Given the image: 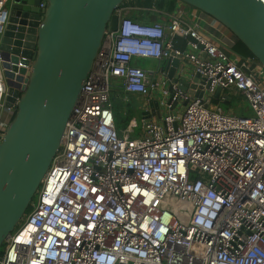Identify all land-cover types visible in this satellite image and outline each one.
<instances>
[{
	"label": "built area",
	"instance_id": "2783aa9c",
	"mask_svg": "<svg viewBox=\"0 0 264 264\" xmlns=\"http://www.w3.org/2000/svg\"><path fill=\"white\" fill-rule=\"evenodd\" d=\"M9 3L0 0V39ZM171 16L121 17L105 33L37 200L4 242L0 264H264V70L229 56L181 8ZM176 34L188 50L174 48ZM136 58L187 61L205 79L203 97L163 73L151 79ZM116 80L126 94L158 91L167 98L161 107L177 103V115L143 119L138 138L120 135ZM218 88L240 94L252 116L210 107ZM5 97L0 67V138L13 116Z\"/></svg>",
	"mask_w": 264,
	"mask_h": 264
},
{
	"label": "water",
	"instance_id": "95a60500",
	"mask_svg": "<svg viewBox=\"0 0 264 264\" xmlns=\"http://www.w3.org/2000/svg\"><path fill=\"white\" fill-rule=\"evenodd\" d=\"M125 1L10 0L8 24L0 39L4 106L13 113L0 138V248L40 190L104 35L116 31ZM176 1L227 29L264 70V5L258 0ZM182 38L175 35V49L180 48ZM161 63L170 85L178 84L189 95L203 97L204 78L185 72L182 76L187 80L180 79L178 58ZM222 92L216 89L214 98L219 99ZM176 104L168 110L173 116L177 115ZM147 107L141 118L160 117L157 98L150 99Z\"/></svg>",
	"mask_w": 264,
	"mask_h": 264
},
{
	"label": "crops",
	"instance_id": "0c3cea01",
	"mask_svg": "<svg viewBox=\"0 0 264 264\" xmlns=\"http://www.w3.org/2000/svg\"><path fill=\"white\" fill-rule=\"evenodd\" d=\"M176 8L182 9V11H183L182 19L185 22H187L190 25L198 24L202 34H204L211 41H213L214 39L217 40L219 42V44H221L222 46L215 43L214 41H213V43H215L219 48L223 49L229 56H235V54L233 53L234 52L233 46L235 45L237 40L231 35V33L227 29H225L223 26L218 24L216 21H214L212 18L205 15L204 13H202L196 9H193V8H191L185 4L176 2ZM134 13L135 12H133V10L131 8H121L120 9V14L122 17L131 18L134 15ZM172 13L164 14L165 17L169 18L168 22L171 21V18H172L171 14ZM155 21L165 22V23L167 22L162 16H158L155 20H152V21L150 20V22H155ZM179 47L182 48L183 50H188L187 39L182 38V41L180 42ZM231 50L233 52H231ZM139 60L140 59H138V58L134 59L132 64L136 67L142 68L143 70H145L149 74H151V79H153V80H159L160 78H162V75H163L162 69H161L162 63L160 60L154 61V62H157L155 67H148V68L141 67L140 64L138 63ZM183 64H186V67H190V64L187 63V61H183ZM191 72H192L191 74H195L193 70H191ZM164 77H165V75H164ZM113 88H114V91L112 93V96H114L115 98H118V100H122L121 98H123L124 102H129V100H126V99L130 98L129 94H126L124 92L120 81H118V80L114 81ZM153 93H155V92L152 91L149 97H139L137 95H132V96H136L135 98H137V100L141 104L140 109L143 111V110L148 109L147 103L150 99L154 98ZM231 95L239 96V97L241 96L240 94L235 93L233 91H223L221 96L217 100L227 104L230 101ZM212 98L215 99L214 95L211 97V99ZM151 118H152V120H158L159 117L157 119L155 117H151ZM142 120H143V118H141V122H142ZM141 126H142V124H141ZM118 132H120V131H118ZM122 134H125V133H122ZM120 135H121V133H120Z\"/></svg>",
	"mask_w": 264,
	"mask_h": 264
},
{
	"label": "rangeland",
	"instance_id": "374dc122",
	"mask_svg": "<svg viewBox=\"0 0 264 264\" xmlns=\"http://www.w3.org/2000/svg\"><path fill=\"white\" fill-rule=\"evenodd\" d=\"M137 15L138 17H140L139 14ZM148 16L152 17L149 14ZM154 61L156 60L140 59L138 63L140 64L141 67L148 68V67L156 66L157 62H154ZM181 67H182V70L178 72L179 77L180 79L187 80V78L185 76H182V74H184L185 72L187 75L191 74L192 73L191 70H193V68L191 66L186 67V64H183V62H182ZM154 92L155 93H153V97L157 98L159 101L167 99L166 97L162 96L158 91H154ZM129 97L131 99L130 98L126 99V100H129V102H124L123 98H121L122 100H118V98H115L114 96H112L113 115L115 118L116 127L118 131H120L119 133H121V135H123L122 133H125V134H128L130 138H138L141 133V113H142V110L140 109L141 104L137 100V98H135L136 96H132L131 94H129ZM216 106L221 107V109L226 114H231L234 116H242V117L252 116V111L250 110L247 102L242 96L239 97V96L231 95L230 101L227 104L219 100L210 98V107H216ZM180 108L181 107L178 106V109ZM168 113L169 111L166 107H160L159 114H158L160 117L158 118L157 116L155 118L156 119L158 118V120H160L161 118L168 115ZM37 197H38V193L35 195L33 199V202H32L33 205L36 202ZM32 204H31V207L33 206ZM4 247H5V244L1 246L0 253H2V251L4 250Z\"/></svg>",
	"mask_w": 264,
	"mask_h": 264
},
{
	"label": "trees",
	"instance_id": "16d2710c",
	"mask_svg": "<svg viewBox=\"0 0 264 264\" xmlns=\"http://www.w3.org/2000/svg\"><path fill=\"white\" fill-rule=\"evenodd\" d=\"M176 2V0H126L121 8H131L135 12L131 19L134 18L140 22H150L158 16H162L168 22L169 18L165 17L164 14L172 13L176 8ZM148 14L152 17H149ZM233 51L242 59H254L246 47L238 41L233 46ZM31 209L32 207L28 209L26 215Z\"/></svg>",
	"mask_w": 264,
	"mask_h": 264
},
{
	"label": "flooded vegetation",
	"instance_id": "af4514ba",
	"mask_svg": "<svg viewBox=\"0 0 264 264\" xmlns=\"http://www.w3.org/2000/svg\"><path fill=\"white\" fill-rule=\"evenodd\" d=\"M8 24V23H7ZM6 27V26H5Z\"/></svg>",
	"mask_w": 264,
	"mask_h": 264
}]
</instances>
